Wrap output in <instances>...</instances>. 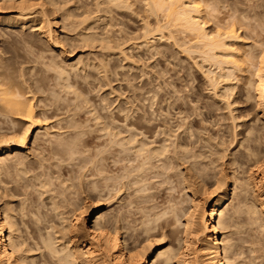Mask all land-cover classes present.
<instances>
[{"label":"bare ground","instance_id":"obj_1","mask_svg":"<svg viewBox=\"0 0 264 264\" xmlns=\"http://www.w3.org/2000/svg\"><path fill=\"white\" fill-rule=\"evenodd\" d=\"M137 4L138 6L141 4V7L139 6L141 10L138 7L140 11L136 14L137 19L140 17L143 23L142 34L139 32L141 35L135 32L137 29L128 31L130 26L127 22L131 20L126 22L129 27L124 22L132 19L126 16L127 13L135 15L138 10ZM261 7H264V0H3L0 11L18 10L19 12L0 14V37L3 39L1 40L3 45L0 46L2 53L0 54V264H264V174L257 178L253 176L255 168L264 173V132L261 134L262 132L257 129L258 122H262L264 127V10ZM98 13L105 15L102 18L106 24L104 23L105 26L101 30H97ZM121 13L127 17L125 20L122 18L124 21L121 19L124 22L123 24L121 22L122 27L118 25L120 19L117 21L118 17H124ZM59 23L62 24L63 32L59 31ZM98 23L100 24V21ZM117 25L118 29H116ZM123 25L128 29L126 30ZM15 29L22 31L29 29L38 33L40 36V39L37 37L38 41L44 43L43 46H47L48 43L49 49L53 51L50 50V53L47 52L49 49L47 51L45 49L44 53H39L45 67L41 77H33L35 70H30L33 72V74L30 72L32 77L26 76L24 67L21 69L22 65L19 66L21 69L19 72H22L15 76L17 68L13 70L12 64H10L12 68L7 65L9 56L4 57L3 54L11 52L12 47L8 38L13 33H18ZM21 33H19L20 41L30 45L29 37L25 36L27 34L21 35ZM62 43L71 49L73 46L85 50L88 48L91 50L90 54L94 49L102 50L104 57L101 56L103 58L98 65L93 63L91 58L86 60L80 55L69 57L67 51L61 48ZM157 43L160 44L156 46ZM129 44L134 46L130 48ZM125 45L133 52L125 51ZM171 47L173 49L178 47L180 49L178 51L186 54L195 68L202 73L204 77L202 80L205 79L202 82L205 84L204 88L201 87L206 89L208 95L212 96L211 100L213 99L212 102L209 101L211 102L209 109L217 112L225 104V109L222 108L224 111H221L225 112L227 108L228 114L221 112V116L219 113L220 122L225 115H228L226 120L230 121L226 123V120H223L225 125L223 122L222 125L216 123L217 114L215 115L212 110L210 114L207 109L210 116L205 115L210 117V120L211 115L217 117H213L217 120L208 126L207 122L211 123V121L203 117L205 115L202 113L207 104L202 105V109L199 105L200 108H195L190 103L188 106L185 101L184 104L189 108L192 107L189 110L194 115L190 120L191 115L188 118L190 113L187 110V119H185L186 115L181 116L185 120L182 118L183 122L181 124L179 122L175 132L171 130L173 128L166 129V120L163 121L164 124L160 122L163 125L158 122V126L160 125L161 128L164 126V129L155 127L156 123L152 125L151 113L147 115L145 106L143 112L149 118L138 114L135 118L130 117L126 115L125 109L120 112L125 111V116L121 115L122 118L117 120L119 116H112L114 113L109 109L111 117L109 113L108 116H103L101 110L99 111L101 107L102 112L107 110L106 105L110 99L105 100L104 95L99 104L96 102L98 105L101 103L102 106L97 108L98 110L93 107L94 112L91 110L94 102H90L91 99L87 96L90 94L85 90L82 93L78 92L70 82L71 75L76 76L74 78L77 80L76 83L79 79L82 82L86 81L89 79L90 74H86L89 71L85 73L87 78L84 79L82 76L83 80L80 74L84 73L80 71L85 72L87 68H93L95 71L97 69L96 73L103 71L101 74H104L106 79L104 83L108 81L107 86L114 90L111 82L116 81L117 68L119 70L122 66L119 64L116 65L117 68L112 66L120 59L117 57L115 61L112 52L119 50L118 53H121L120 56L123 55L121 57H124L125 64L126 61L135 59L139 63L144 60L142 56L145 59L149 58L148 55L152 59L156 57L155 55L164 56ZM112 49L117 50L111 51ZM104 50L107 53L105 55ZM134 50L138 51L137 55L134 54ZM54 51L58 53L54 54ZM166 56L168 55L164 57ZM154 62H157L153 65L156 67L159 63ZM123 67L122 71H124ZM158 69L160 67L156 72L159 71ZM161 69L159 72L162 71ZM163 72L161 78H164ZM126 75L128 76L127 83L124 80L126 85L136 77ZM143 75L146 78L145 74ZM194 75L189 76L195 78ZM127 76L122 75L124 78ZM196 79H189V83L193 84L194 81L195 84ZM102 83L100 82L99 85ZM161 83L158 84L159 87H162ZM131 84V87L129 85L128 87L132 91L135 88L134 91L137 92L139 88ZM171 85L172 90L177 89L175 85V89L173 84ZM120 89L117 92L121 91ZM83 93L87 95L84 96ZM126 93L124 91V94ZM175 93L174 95H180ZM182 99L181 96L180 100ZM215 99L224 104L222 106V103L218 104L220 107L215 104L213 106ZM198 102L200 101L196 103ZM246 102L254 103L258 116L249 122H244L248 109L247 112L245 111L246 115L241 108L242 114H236L237 107H240L237 104L248 105ZM90 104L91 107L87 106ZM161 106L162 104L158 108ZM148 107L151 108L149 105ZM163 108H160V112ZM83 109L88 111H85L87 112L85 115L90 114L89 117H92L88 119L89 121L85 120L87 126L84 125L85 121L80 122V113ZM168 111L163 112L166 114L169 113ZM199 112L203 114L202 117ZM204 112L207 113L206 110ZM92 120L93 125L96 123L97 127L94 131L107 138L104 147L100 146L101 149L96 150V153L92 154L93 157L88 154L90 150H87V140L84 138L87 135L85 127H88ZM217 124L229 128H226L227 131H232L228 132L232 133L229 134L233 137V140L229 137L232 140L229 141L230 146L236 142L233 152L229 151V142H226L229 138L225 136L227 143L225 145L224 136H220L224 134L221 126H218V133L212 134L215 131H210L214 130V126L217 128ZM205 125L207 129L210 127L208 131ZM241 127L242 130L238 131ZM202 130L207 133L210 131L211 134L205 135ZM218 136L224 140L218 141ZM238 136L241 137L236 141ZM84 152L90 158L81 157L83 154L86 156ZM104 152H107L110 163L115 168L111 170V167L106 168L104 164L106 159L102 156ZM220 160L223 162L221 165ZM92 164L95 166L94 172H98L95 173L96 175L92 174L91 170L94 169ZM86 165H92L89 170L93 177L85 174L88 167ZM241 169L245 170V174L248 173L247 178L240 176L243 171ZM97 174L100 176L104 174L105 177H100L102 180L98 181L100 178ZM94 175L97 180L91 179L95 177ZM154 178L156 180L163 178L162 182L161 179L159 181L164 182L163 184L166 181L169 183L168 186L172 183L170 187L173 189L170 190L173 191L167 190L168 194H171L167 195L169 198L174 195L172 192L182 188L185 194L183 196L186 198L183 197L179 201L181 195L177 201L174 195L170 199L165 197L167 202L161 198L165 205L163 206L157 201L158 194L156 197L151 192L154 191L151 188L159 182L152 181L155 180ZM150 180L154 182L151 188L146 187L151 183ZM174 184L177 186L181 184L183 187L179 186L178 189L176 185L173 186ZM148 188L151 189L150 192ZM84 193L89 195L91 202L86 198L87 195L82 200L81 195L83 196ZM199 195L202 197L199 198ZM121 201H123L122 206L118 204ZM105 202L110 205L115 202L111 208L115 207L116 210L120 208V210L103 212ZM178 230L182 232L178 236H182L181 238L174 235L175 232V234L180 233ZM166 238L168 241L175 240L176 244L171 242L170 245L159 247L160 242L166 241Z\"/></svg>","mask_w":264,"mask_h":264},{"label":"rangeland","instance_id":"obj_2","mask_svg":"<svg viewBox=\"0 0 264 264\" xmlns=\"http://www.w3.org/2000/svg\"><path fill=\"white\" fill-rule=\"evenodd\" d=\"M3 4V0H0V5H2ZM141 4H139V6H140ZM137 7H136V9L139 7L138 6V4L136 5ZM134 7V6H133ZM141 7V6H140ZM139 7V8H140ZM135 8V7H134ZM139 8H138V10H136V9H134V11L136 12L135 13V15L138 13V11H140L141 10V8H140V10H139ZM261 8H263V10H264V7H261ZM5 9V8H4ZM262 10V9H261ZM8 12H15V13H18L19 11L18 10H8ZM6 10L4 11V10H2V11H0V14H2V15H6L7 13H8ZM131 15V14H134V13H127L126 14V16L127 17H129V18H132V19H127V17L125 16V14H123V13H121V15H124V17L123 16H121V15H119V16H121V17H116L117 18V21H118V19H120L119 21V23H118V25L120 24V26L122 27V24L125 22H127V21H129V20H131L130 22H132V21H134V22H132V23H130V22H127V23H129V26H130V29L128 30L129 32L133 29V30H136L137 29V31H135V32H137V34L139 33V32H141V34H142V26H143V23L141 22V20H140V17H139V19H137L138 18V15H131V17L129 16V15ZM104 14H102V13H98L97 14V16L96 15H94V16H96V17H98L96 20H98V21H96L97 23V25H98V29H97V25L95 26L96 27V29L97 30H101V29H103V27L105 26V24H106V22L104 21V19L102 18V16H103ZM100 16V17H99ZM105 16V15H104ZM103 16V17H104ZM132 16H134V17H136V18H134V17H132ZM101 18V19H100ZM125 20V18L127 19V20H123V19ZM121 19L124 21H121ZM100 21V24L98 23ZM101 22H103V23H101ZM121 22H122V24H121ZM105 23V24H104ZM126 23V25L128 26V24ZM118 25L116 26L117 28L116 29H118ZM100 26V27H99ZM119 26V27H120ZM124 27H125V29L127 28L125 25H123ZM128 26V27H129ZM59 31H62L63 32V28H62V24L61 23H59ZM120 27V28H121ZM123 27V28H124ZM100 28V29H99ZM139 28V29H138ZM116 29H115V27H114V30L116 31ZM128 29V28H127ZM126 29V30H127ZM139 30V31H138ZM15 31L17 32L18 31V33H13L12 34V36L11 37H9L8 38V41H9V43L11 44V47H12V49H11V52L9 51V53H6V54H8V55H6V54H3L4 55V57L6 56L7 58H8V56H9V61H8V63H7V65H9V67H11V65L10 64H12V69L14 70L15 68H17V69H15V71L16 70H18L17 71V73H15L14 75L15 76H17L18 75V73H19V75H20V72H22V71H20L19 72V70H21L23 67V69H25V70H23L25 73H27V75L26 76H29V77H32V75H30V72L31 71H34L35 73V75L33 74V72H31V74H33V77L35 78V76L37 77V76H39V77H41L42 76V74H43V71L45 72V67H44V64H43V61H41L42 59H41V57H39V55H41L42 53H44V51L43 50H45L46 49V51L49 49V45H48V43H46L47 44V46H43L42 44H44V43H40L38 40L40 39V36L38 35V33H35V32H32V30H29V29H26L25 31H22V30H20V29H15ZM22 33H21V32ZM64 31H66L65 29H64ZM132 32V31H131ZM134 32V33H135ZM19 33H21V35H25V34H27V35H25V36H27V38H28V40H30V45H25V41H20V37H19ZM35 33V34H34ZM17 34V35H16ZM61 34H63V33H61ZM140 33H139V35H141ZM30 35V36H29ZM32 35V36H31ZM7 36V35H6ZM134 36V35H133ZM138 36V35H137ZM8 37V36H7ZM35 37V39H33ZM39 39H38V38ZM32 38V39H31ZM1 40H3L2 39V37H0V46H2L3 44V42H1ZM12 40V41H11ZM32 40H35L34 42H31ZM37 41V42H36ZM36 42V43H35ZM12 44H13V46H12ZM34 44V45H33ZM160 44V43H159ZM158 43L157 44H155L156 46L157 45H159ZM127 45V44H126ZM125 45V46H126ZM25 46H26V48H25ZM34 46V47H33ZM60 46H62L61 48H64V50L65 51H67V56H69V57H79V55L80 56H83L86 60H88L89 58H91L90 60H92L93 61V63L95 62V64H99V62H100V60L104 57L103 56V54L101 53V51L100 50H96V49H94V50H92V53L90 54V52H91V50H89L88 48H86V50L85 49H82V48H80V47H75V46H73L72 47V49L68 46V45H63V43L60 45ZM129 46H130V48H132L133 46L131 45V44H129ZM129 46L127 47H123L124 49H125V51H128V52H133L130 48H129ZM132 46V47H131ZM167 46H168V44H167ZM166 46V47H167ZM170 47V46H169ZM173 47V46H172ZM170 48L171 50L169 51L168 49H167V51H166V53L164 54V56L165 55H168V56H166V58H167V60H166V58L164 57V56H158V55H155L156 57L154 58V59H152V57H150V55H148V57L149 58H147V59H145V57L144 56H142L143 58L142 59H144V60H146V61H144V60H142V61H138L139 63H137V60L135 59L134 61H136V62H134V61H132V60H129V61H126V64H125V61H123V59H124V57H121V56H123V55H121L120 56V54L121 53H118L119 52V50L118 51H116L117 49H112L111 51H116L115 53L114 52H112L113 53V58L115 59V61H116V59H117V57L118 58H120L119 60H117V64H115V63H113V62H115V61H113L112 63L114 64V65H112V63H111V65L112 66H116V65H121L122 67L123 66H125V67H123V70L124 71H122V67H119V70H118V66H116L115 68H117V72H118V76L116 75H114L115 76V80L117 81H114V82H111L112 84H113V87H112V89L114 88V90H111V88L110 87H108L107 86V82H105L104 83V80L106 81V79H104L105 77H104V74H101V71L102 70H100L99 72H97L96 73V71H97V69H96V71H95V69H93V68H91V69H89V68H87L86 69V71L85 72H81L80 71V73H84V74H80L79 72V74L81 75V77H80V75H79V77L81 78V80H83V77H84V79L85 78H87L86 77V75H85V73L87 72V70L89 71L88 73H86V74H90L89 75V79H86V81H80V79L78 80V82L76 83V81L77 80H75L74 78L76 77V76H70V82L72 83V85L76 88V90L78 91V92H80L81 91V93L82 92H84V90H85V92L87 93V94H90V95H87L86 93H83L84 94V96H88L89 98H88V101L90 100V102L91 101H93L94 102V106H92V108H91V110L92 111H94V109L96 108H100L101 106H102V104L100 103V105H98L99 104V102L100 101H102L103 99H101V98H103V96H104V98H105V100H107V99H110V100H108V105H106V106H108V107H106V109L107 110H103V111H105V112H102V107H101V109H99V111H100V113L101 114H103V116L105 115H109V117H111V113H110V111L111 112H113L114 113V115H112V116H119L118 118H116L117 120L120 118H122L121 117V115L124 117L125 116V111H126V115H128V116H132V117H134L135 118V116H138V115H140V116H142V115H144V116H146L147 118H149V116H147V115H149V113H151L150 114V117L152 118V120L154 119L155 120V122H154V120H153V122H152V120H151V123H152V125H155V123H156V126L155 127H159L160 129H162L164 126H162L165 122H167V123H165V126H167L166 127V129H169L170 130V128H173V129H171L172 131H177V129H178V125H179V122H180V124L183 122V120H185V119H187V114L186 113H188L187 112V110H189L190 108H192V107H188V106H190V105H192L193 104V107H195V108H197V107H201L202 109H203V106L204 105H206L205 106V108H204V110H206L207 111V113L206 112H204V110H202V109H199V110H202L201 112L205 115V114H207L208 116H210L209 115V113L210 114H212L211 112L213 111L212 109V111L209 109V108H211L210 107V105H211V102L213 101V99L211 100V95L209 96L208 95V91L206 92L203 88H204V84H203V82H204V80H202L204 77H203V75H202V73L199 71V70H197L196 68H195V66H194V63L191 61V60H189L188 59V56L186 55V54H182L183 52L181 51V52H179L180 51V49H178V47H177V49H176V47L173 49V48ZM32 48V49H31ZM36 48V49H35ZM41 48V49H40ZM43 48V49H42ZM78 48V49H77ZM131 50H129V49ZM27 49V50H26ZM50 50L51 49H49L47 52H50ZM70 50V51H69ZM74 50H76V51H74ZM176 50V51H175ZM179 50V51H178ZM40 51V52H39ZM42 51V52H41ZM52 51V50H51ZM71 51H72V53H71ZM99 51V52H98ZM105 51V50H104ZM135 51V53L134 54H136L137 55V53H138V51L137 50H134ZM137 51V52H136ZM179 53H178V52ZM46 52V53H47ZM53 52V51H52ZM55 52V51H54ZM74 52V53H73ZM95 52V53H94ZM108 52V51H107ZM13 54V56H12V54ZM38 53V54H37ZM39 53H41V54H39ZM45 53V54H46ZM51 53V52H50ZM56 53H58V52H55L54 54H56ZM101 53V55H99ZM109 53V52H108ZM111 53V52H110ZM140 54L142 53V52H139ZM168 53V54H167ZM0 54H2L1 52H0ZM9 54H11V55H9ZM47 54H49V53H47ZM46 54V55H47ZM82 54V55H81ZM105 54H107L106 53V51L104 52V55ZM118 54V56H116ZM178 54V55H177ZM111 56H112V54H110ZM115 55V56H114ZM18 56V57H17ZM53 56V55H52ZM97 56V57H96ZM101 56H103V57H101ZM187 56V57H186ZM10 57H12V58H10ZM15 57L17 58V59H15ZM93 57V58H92ZM98 58H100V59H98ZM109 58V57H108ZM122 58V59H121ZM161 58H163V59H161ZM178 60H177V59ZM41 59V60H40ZM111 59H112V57H111ZM151 59V60H150ZM189 61H188V60ZM120 60H122V61H120ZM161 60V61H160ZM169 60V61H168ZM22 61V62H21ZM41 61V62H40ZM98 63H97V62ZM144 61V62H143ZM154 61H158V63L160 64V69L162 70L161 72H163L162 74H163V76L162 77H164V78H161V72H159L160 71V69H158L159 71L158 72H156V69L157 68H159L158 67V65L154 68L153 67V65H155V64H157V62L155 63ZM168 61V62H167ZM183 61V62H182ZM120 62V63H119ZM123 62V63H122ZM154 62V63H153ZM170 62V63H169ZM182 62V63H181ZM16 63H18V64H16ZM22 63V64H21ZM133 63H134V65H133ZM135 63H137V64H135ZM141 63V64H140ZM146 66H144L143 64ZM149 63V64H148ZM190 63V64H189ZM192 63V64H191ZM14 64V65H13ZM23 64H24V66H23ZM139 64V65H138ZM21 65H22V67H21ZM128 65V66H127ZM130 65V66H129ZM18 66V67H17ZM21 67V69H20V67ZM127 66V67H126ZM134 66V67H133ZM139 66V67H138ZM148 66H150V67H148ZM193 66V67H192ZM26 67V68H25ZM131 67V68H130ZM148 67V68H147ZM153 67V69L151 70V68ZM120 68H121V70H120ZM126 70H125V69ZM128 68V69H127ZM141 68V69H140ZM145 68V69H144ZM164 68V69H163ZM165 68H166V70H165ZM194 68V69H193ZM138 69V70H137ZM143 69V70H142ZM149 69V70H148ZM154 69H155V71H154ZM26 70H28L27 72H26ZM31 70V71H30ZM93 70V71H92ZM129 70H133V71H129ZM151 70V71H150ZM192 70H195L194 72H192ZM116 71V70H115ZM120 71H122L123 73L125 72V71H127L128 73H124L125 75L126 74H128L130 77H132L133 78V76L137 79V81L135 80V78H134V80L136 81L135 83L133 82V81H130V80H132L131 78H129L130 80H128V81H130V84L132 83L134 86L136 85L137 86V88H139L138 90H136L137 92H135L134 90H135V88L133 89V91H132V89L131 88H129V87H131L130 86V84L128 83L127 85H126V83H127V80L126 79H128V76H127V78H124V77H126L122 72L120 73ZM167 71V72H166ZM103 72V71H102ZM144 72H146V73H144ZM182 72V73H181ZM193 73V74H191V73ZM13 73H14V71H13ZM24 73V74H25ZM29 73V74H28ZM99 73V74H98ZM131 73V74H130ZM149 73V74H148ZM156 73H160V74H156ZM93 74V75H92ZM120 74H122L124 77H122V75H120ZM143 74H145V77L146 78H144V75ZM156 76H154V75ZM165 74V75H164ZM196 76H195V75ZM85 75V76H84ZM133 75V76H132ZM143 75V76H142ZM150 77H149V76ZM158 75V76H157ZM168 75V76H167ZM187 75V76H186ZM189 75H194L195 76V78H197L196 79V83L194 84V81H193V84H191L192 82H190L189 83V81L190 80H195V78L193 77H190ZM25 76V77H26ZM83 76V77H82ZM90 76H92V77H90ZM103 76V77H102ZM111 76H113V75H111ZM121 76V78H119ZM140 76H142V77H140ZM154 76V77H153ZM189 76V77H188ZM73 77V78H72ZM93 77H94V79H93ZM98 77V78H97ZM117 77V78H116ZM153 77V78H152ZM91 78L93 79V80H91ZM122 78H124L123 80H122ZM139 78V79H138ZM141 78H143V79H141ZM151 80H150V79ZM156 78H158V79H156ZM160 78V79H159ZM184 78V79H183ZM74 79V80H73ZM77 79V78H76ZM113 79H114V77H113ZM113 79L111 78V81H113ZM117 79H119L120 80V82H118L119 80H117ZM145 79H146V81H145ZM190 79V80H189ZM72 80V81H71ZM121 80L123 81V82H121ZM124 80L126 81V83L124 82ZM139 80V81H138ZM141 80H143V81H141ZM156 80L158 81V82H156ZM163 80V81H162ZM167 81L168 83H166L165 81ZM188 80V81H187ZM75 81V82H74ZM80 81V82H79ZM96 81V82H95ZM102 81H103V83H102ZM145 81V82H144ZM161 81H162V83H161ZM170 81H171V83H170ZM203 81V82H202ZM85 82H87L88 84H86ZM90 82V83H89ZM102 83V85L100 84L99 85V83ZM142 82H144V83H142ZM161 83V86L163 87H159L158 86V84H160ZM76 83V84H75ZM93 83V84H92ZM170 83V84H169ZM77 84H79V85H77ZM83 84H84V86H83ZM86 84V85H85ZM103 84H105V85H103ZM131 84V85H132ZM139 84L140 85H142L143 87H145L146 85H148V86H146L145 88H143L142 86H139ZM166 84H169V86L168 85H166ZM171 84H173V89H175V88H177V89H175V90H172V85ZM191 84V85H190ZM201 84H203V85H201ZM81 85V86H80ZM88 85V86H87ZM90 85V86H89ZM120 87H119V86ZM122 85V86H121ZM125 87H124V86ZM128 85H129V87H128ZM176 87H175V86ZM187 85V86H186ZM192 85H194V86H192ZM78 86H79V88H78ZM100 86H102V87H100ZM105 86V87H104ZM112 86V85H111ZM135 86V87H136ZM171 86V87H170ZM200 86V87H199ZM201 86H203V88L201 87ZM82 89H81V88ZM88 87V88H87ZM89 87H90V89H93L92 91L89 89ZM93 87V88H92ZM94 87H95V89H94ZM104 87V88H103ZM168 87H170V89L168 88ZM175 87V88H174ZM191 87V88H190ZM192 87H194V88H192ZM78 88V89H77ZM97 88V89H96ZM100 88V89H99ZM121 88V89H120ZM133 88V87H132ZM147 88H148V91H147ZM162 90H161V89ZM167 88V89H166ZM188 88V89H187ZM206 88V87H205ZM118 89H120L121 91H123V92H121V91H119V92H117V90ZM128 89V90H127ZM144 89V90H143ZM146 89V90H145ZM159 89H160V91H159ZM179 89V90H178ZM193 89V90H192ZM83 90V91H82ZM89 90L91 91V93L89 92ZM95 90V91H94ZM131 90V91H130ZM165 90V91H164ZM167 90V91H166ZM178 90V91H177ZM181 90V91H180ZM183 90H184V92H183ZM124 91H125V93L126 94H124ZM140 91H142L143 93V95H144V97H143V95L141 94V92ZM150 93L149 95H148V93ZM163 91H164V93H163ZM172 91H174V93L176 92V93H179V92H183V93H179L181 96H182V100H180L181 99V96L180 95H178V94H176V95H174V93L172 92ZM92 92H93V94H92ZM95 92V93H94ZM100 92V93H99ZM129 92H132V93H129ZM134 92H135V94H134ZM138 92H139V94H138ZM173 94H172V93ZM99 93V94H98ZM119 93H121V94H119ZM123 93V94H122ZM145 93V94H144ZM147 93V94H146ZM161 93V94H160ZM165 93H166V95H165ZM82 94V95H83ZM108 94V95H107ZM111 94V95H110ZM130 94V95H129ZM155 94H157V96L155 95ZM172 94V95H171ZM198 94V95H197ZM142 95V97H140V96ZM161 95V96H160ZM164 95V96H163ZM170 95V96H169ZM188 95H190V96H188ZM108 96V97H107ZM135 96V97H134ZM137 96V97H136ZM149 96V97H148ZM156 96V97H155ZM166 96V97H165ZM169 96V97H168ZM171 96H173L172 98H171ZM178 96H179V100H178ZM197 96V97H196ZM119 97V98H118ZM140 97V98H139ZM151 97V98H150ZM162 99H160V98ZM164 97V98H163ZM186 99H185V98ZM190 97V98H189ZM192 97H194V98H192ZM85 98H87V97H85ZM98 98H100V99H98ZM127 98H129V100L127 99ZM135 98H137L136 100L137 101H135ZM149 98H150V100H149ZM159 100H158V99ZM169 99V100H167V99ZM196 98H198V99H200V100H198V99H196ZM94 99V100H93ZM122 99H124V100H122ZM133 99H134V101H133ZM171 99V100H170ZM172 99H173V101H172ZM174 99H175V101H174ZM117 100V101H116ZM133 101V102H135V103H133V102H130V101ZM139 100V101H138ZM145 100H147V101H145ZM165 102H164V101ZM167 100V101H166ZM177 100V101H176ZM192 100H194V101H192ZM113 102V103H111V102ZM122 103H121V102ZM124 101V102H123ZM126 101H128V102H126ZM182 101V102H181ZM183 101H185V103H187V105H188V103H190V105H186V104H184V102ZM190 101V102H189ZM192 101V102H191ZM197 101H200V102H198V103H196ZM209 101H211V102H209ZM252 101V100H251ZM89 102V103H90ZM98 104H97V103ZM137 102H138V104H137ZM146 102H147V106H146ZM152 103V104H150V103ZM154 102V103H153ZM158 102V103H157ZM163 102V103H162ZM177 102H180V103H177ZM220 102V101H219ZM219 102H217L216 101V99L214 100V103H212V105L213 106H217L218 104L220 105L221 103H219ZM250 102V101H249ZM249 102H246L248 105H245V103H242V105L239 103V104H237V106L238 105H240V107L238 108L237 106V113L236 114H242L240 111H242L241 109H244L243 110V114L244 115H246L247 113V109H248V114L245 116L246 118H245V120H244V122H249V121H251V119L252 120H254V119H256V118H258V116H257V110H256V108H255V106H254V103H252L251 102V104L249 103ZM96 103V104H95ZM110 103H111V105L112 104H114V105H110ZM124 103V104H123ZM126 103V104H125ZM165 103V104H164ZM168 103V104H167ZM176 103V104H175ZM183 103V104H182ZM194 103H195V105H194ZM205 103V104H204ZM93 104V103H92ZM92 104H90V105H87V106H90L91 107V105ZM119 104V105H118ZM128 104V105H127ZM130 104V105H129ZM134 104V105H133ZM142 104H144L143 106H142ZM162 104V108H163V106L164 107H166V108H163L162 109V111L160 112V108L161 107H159L158 108V106H160V105ZM181 104V105H180ZM208 104H209V106H208ZM215 104V105H214ZM224 103H222L221 104V106L223 105ZM244 104V105H243ZM95 105H96V107H95ZM120 105H122L121 107H120ZM124 105H126V106H124ZM140 105H141V107H143L142 108V110H141V107H140ZM148 105L149 106H151V108L150 107H148ZM154 105H155V107H154ZM177 105H180V106H177ZM185 105V106H184ZM199 105V106H198ZM203 105V106H202ZM218 105V106H219ZM99 106V107H98ZM124 106V107H123ZM140 109V110H138V108ZM146 108H145V107ZM186 106L188 107V108H186ZM212 106V107H213ZM250 106V107H249ZM89 107V108H90ZM93 107H94V109H93ZM112 107V108H111ZM129 109V111H128V109ZM131 107H132V109H131ZM135 107V108H134ZM152 107H153V109H152ZM185 107V108H184ZM199 107V108H200ZM220 107V106H219ZM218 107V108H219ZM225 104H224V106H222V108H224L225 109ZM242 107H244V108H242ZM86 108H88V107H86ZM88 108V109H89ZM120 108H121V110H120ZM145 108V109H144ZM149 108V109H148ZM217 108V107H216ZM220 109V111H213V113L216 115V116H218V118L216 117V116H213V115H211V120L208 118V116H203V117H207L208 119H209V121H211V123L210 122H207L208 123V126H210V124H212L213 123V121L215 122L217 119L219 120V122H218V120L216 121V123H219V124H221L222 125V122H223V120H226V118H228V117H226V116H228V115H223L224 117H223V119H222V122H220L221 121V118H219L220 117V114L219 113H226V114H228V111H227V108H226V110H225V112H223L224 111V109ZM241 108V109H240ZM246 108V109H245ZM97 109V110H98ZM110 111H109V110ZM126 109V110H125ZM130 109H131V111H130ZM145 110V112H147V115H146V113H144L143 111ZM147 109V110H146ZM155 109V110H154ZM165 109V110H164ZM181 109V110H180ZM207 109H209V113H208V110ZM240 109V110H239ZM96 110V111H97ZM113 110V111H112ZM115 110V111H114ZM119 111V113H118V111ZM122 110H125L124 111V113H120V112H122ZM135 110V111H134ZM142 111V112H138V111ZM151 110V111H150ZM167 110H169L168 112L172 115V117H171V115H169V113H164V112H167ZM193 110V109H192ZM191 110V111H192ZM214 110H216V109H214ZM217 110H219V109H217ZM221 110H223V111H221ZM85 111H87L86 109H83V111L80 113V122H84L85 120H87V121H89L90 120V118L92 119V117L90 116L89 117V115L88 114H86L85 115V113H87V112H85ZM98 111V112H99ZM108 111V112H107ZM153 111V112H152ZM164 111V112H163ZM183 113H182V112ZM184 111H185V113H184ZM194 111V110H193ZM246 111V112H245ZM95 112V111H94ZM116 112V113H115ZM128 112V113H127ZM129 112H130V114H129ZM195 112H198V111H195ZM245 112V113H244ZM104 113H106V114H104ZM109 113V114H108ZM133 113V114H132ZM134 113H135V115H134ZM142 113V114H141ZM158 113L160 114L159 116H158ZM163 113V114H162ZM189 113H190V110H189ZM222 113H221V116H222ZM138 114V115H137ZM169 115L168 117L167 116H164V115ZM203 114H200V112H199V115H201V117H202V115ZM87 115H88V117H87ZM163 115V116H162ZM185 115H186V117H185ZM190 115H191V118H189L190 117ZM193 115L194 114H192V112L189 114V116H188V118L190 119V120H192V117H193ZM197 115V114H196ZM195 115V116H196ZM157 116V117H156ZM160 116H162V118L161 119H159V117ZM181 116H183V117H185V119L183 118V117H181ZM194 116V117H195ZM255 116V117H254ZM87 117V118H86ZM164 117H165V119H164ZM197 117V116H196ZM200 116H199V119L201 118ZM216 117L217 119H214V118ZM248 117V118H247ZM114 118V119H115ZM150 118V119H151ZM167 118V119H166ZM169 118H171V119H169ZM175 118V119H174ZM182 118H183V120H182ZM198 118V117H197ZM244 118V117H243ZM89 119V120H88ZM193 119H195V118H193ZM214 119V120H213ZM248 119V120H247ZM166 120V121H165ZM167 120H169V121H167ZM171 120V121H170ZM182 120V121H181ZM242 120V119H241ZM240 120V121H241ZM163 121H165L164 123H163ZM189 121V120H188ZM227 121H230V120H226V123H227ZM95 122V121H94ZM118 122V121H117ZM158 122L160 123V122H162V123H160V124H162L161 126H162V128L160 127V125L158 126ZM169 122V123H168ZM171 122V123H170ZM173 122V123H172ZM177 122H178V124H177ZM121 123V122H120ZM154 123V124H153ZM175 123V124H174ZM224 123V122H223ZM86 124V121H85V123H84V125ZM96 123H94V125H93V120L92 121H90V123L88 124V127H85V129H86V133H87V135H85V139L88 141H86L84 138V142L86 141V143H87V145H86V147H87V150H90L89 152H88V154H90V156H92L93 157V155L96 153V150L98 151V149H101V147L100 146H103L104 147V143H105V140L107 139V138H103L102 136H101V134L99 135V133L98 132H96V131H94V130H97L96 128V125H95ZM219 124H217L216 126H217V128H215V126L213 127V125H211V127H213L214 128V130H210V131H215V132H212V134L213 133H218V129H219V127L218 126H221V125H219ZM228 124H231V123H228ZM83 124H82V126H84ZM90 125H92V126H90ZM174 125V126H173ZM214 125H215V123H214ZM224 125H225V123H224ZM85 126H87V125H85ZM90 126V127H89ZM168 126H170V127H168ZM207 125H205V128L207 129V127H206ZM96 127V128H95ZM177 127V128H176ZM223 129H222V131L224 132V134L222 133V135L220 134V136L222 137V136H224V138H225V136H226V138L228 139L229 137H232V135L230 136V134H232V133H230V132H228V131H231V130H226V128L227 127H225V126H221ZM221 127H220V129H221ZM225 127V128H224ZM229 127V126H228ZM91 128H92V130H91ZM83 129V128H82ZM85 129H84V131H85ZM88 129H90V130H88ZM164 129V128H163ZM210 129V127H208V129H207V131ZM212 129V128H211ZM227 129H229V128H227ZM231 129V128H230ZM242 130V127L241 128H239L238 129V131L239 130ZM257 129H258V131L261 133V134H263V132H264V127H263V124H262V122H258V125H257ZM217 130V131H216ZM225 130L228 132H225ZM240 130V131H241ZM88 131V132H87ZM89 131H90V133H89ZM203 131V130H202ZM202 131H201V133H202ZM207 131H203V133H205V135H207V134H211V132L209 131L208 133H207ZM92 132H94L93 134H91ZM95 132H96V134H95ZM220 132V131H219ZM232 132V131H231ZM98 133V134H97ZM202 133V134H203ZM207 133V134H206ZM225 133H226V135H225ZM230 133V134H229ZM92 136H91V135ZM260 134V135H261ZM99 135V136H98ZM228 135V136H227ZM259 135V136H260ZM101 136V137H100ZM216 136V135H215ZM220 136H218L219 137V139H218V141L221 139V141H223L224 140V138H223V140H222V138H220ZM162 138L164 137V136H161ZM240 137L241 136H238L237 137V140L236 141H238L239 139H240ZM262 137V136H261ZM88 138V139H87ZM99 139V140H95V139ZM102 138V139H101ZM161 138V139H162ZM217 138V137H216ZM226 138H225V140L223 141L224 142V144L226 143V142H229L231 139L229 138V140L228 141H226ZM263 138V137H262ZM261 139V138H260ZM102 140V141H101ZM232 140H233V137H232ZM231 140V141H232ZM96 141H98V142H96ZM226 141V142H225ZM230 141V142H231ZM261 141H262V139H261ZM264 141V140H263ZM262 141V142H263ZM94 142V143H93ZM101 142V143H100ZM230 142H229V148H230V150L229 151H234L235 150V147H236V142L234 143V145H231L230 146ZM93 144H95V145H93ZM100 144H102V145H100ZM227 144V143H226ZM225 144V145H226ZM224 145V146H225ZM263 145H264V143H263ZM93 146V147H92ZM223 146V148H225ZM86 147L84 148L85 150H86ZM90 147V148H89ZM98 147V148H97ZM100 147V148H99ZM102 147V148H103ZM264 147V146H263ZM227 149V148H226ZM84 150V151H85ZM94 151V152H93ZM228 151V152H229ZM85 152H87V151H85ZM84 152V153H85ZM90 152H92V153H90ZM30 153L32 154V152L30 151ZM86 154V153H85ZM93 154V155H92ZM33 155V158L35 159V157H34V154H32ZM31 155V156H32ZM89 157L90 158V156H87V154H86V156L83 154L81 157ZM103 157H105V162H104V164H105V166H106V168L107 169H109L110 167V170L112 169V168H115V167H112L113 165H111L112 163H110V160H109V158H108V154H107V152H104L103 153V155H102ZM91 157V158H92ZM30 159H32L31 157H29ZM34 159H32V160H34ZM87 160H88V158H87ZM90 161V160H89ZM92 161V160H91ZM90 161V162H91ZM221 161V160H220ZM219 161V164L221 165L223 162L221 161L220 162ZM224 161V160H223ZM86 164V163H85ZM87 164H90V163H87ZM218 164V163H217ZM92 165H93V167H92ZM92 165H86V166H88L87 167V169H86V172H85V174L86 175H89L90 174V172L92 171V174H95L96 172H94L95 171V166H94V164H92ZM89 167H90V169H91V167L92 168H94V169H92L91 171L89 170ZM224 167H226V165H224ZM227 168V167H226ZM247 169V168H246ZM114 170V169H113ZM241 170H243L242 172H241V174H240V176L241 177H248L247 176V174H245L244 173V169H241ZM253 170V169H252ZM89 171V173L87 174V172ZM109 171V170H108ZM254 171V174H253V176H255L256 178L257 177H262L263 176V174L264 173H262L261 172V170H257L256 168L253 170ZM253 171H251V172H253ZM94 172V173H93ZM247 172V171H246ZM249 172V171H248ZM98 173V172H97ZM32 174V173H31ZM30 173H29V175H31ZM92 174H90L89 176H91ZM104 174H106V173H104ZM104 174H102V175H104ZM96 175V174H95ZM94 175V176H95ZM100 176L99 174H97V177L98 178H104L105 177V175L104 176ZM245 175V176H244ZM262 175V176H261ZM91 177H93V176H91ZM97 177L95 176L94 178H91V179H94L95 180V178H96V180H97ZM90 178V177H89ZM98 179V181H100V180H102V179ZM155 179V178H154ZM159 179H161V178H159ZM159 179L157 178V180L155 179V180H153L152 179V181H154V182H158L159 181ZM163 179V178H162ZM161 179V182L163 181ZM176 179V178H175ZM175 179H174V181H175ZM89 180V179H88ZM173 180V179H172ZM89 181H92V180H89ZM165 181V180H164ZM177 181V180H176ZM150 182H151V180H150ZM154 182H151V183H149V184H151V185H149V184H147L146 185V187H152L153 185H154ZM160 182V181H159ZM158 182V184L157 183H155L156 185H154L155 187H156V190H155V187L153 186V188H151L152 190L154 189V191H151L152 192V195H155L156 197H157V194H158V199H157V201L158 202H161L162 203V205L164 204L163 203V200L164 201H166L165 199V197H168L169 198V196H167V195H171V194H168V191H173V190H170V188H172V187H170V186H172L171 184L172 183H170V186H168V184L169 183H167L166 181H165V184H163V183H159ZM167 183V184H166ZM176 183V182H175ZM164 185L165 187L163 188V186L162 185ZM177 184V183H176ZM176 184H174L173 186H175ZM160 186V188L158 187V186ZM167 185V186H166ZM178 185V184H177ZM176 185V187L179 189V186H182L183 187V185H179V186H177ZM162 186V187H161ZM150 188H148V191H149V189ZM159 190H158V189ZM175 188V187H174ZM232 188V187H231ZM150 189V190H151ZM162 189V190H161ZM169 189V190H168ZM173 189V188H172ZM168 190V191H167ZM175 190V189H174ZM177 190V189H176ZM181 190H182V192H181ZM147 191V192H148ZM167 191V192H166ZM179 191V192H178ZM178 191H176V192H172L177 198H176V200L178 201V199H179V197L182 195V197H180V199H179V201L180 200H182L181 198H183V197H185V196H183V195H185L184 194V190H183V188L182 189H180V190H178ZM150 192V191H149ZM153 192H157V193H153ZM160 192V193H159ZM170 193V192H169ZM85 195H87V193H84L83 194V196L81 195V198H82V200H84V197H86ZM174 195H172L173 197H174ZM172 196H170V198L172 197ZM200 197L199 198H201L202 196L201 195H199ZM172 197V198H173ZM86 198H89V195H87V197ZM163 200H162V199ZM165 198V199H164ZM167 198V199H168ZM169 198V199H170ZM186 198V197H185ZM90 199V198H89ZM168 199V200H169ZM88 200V199H87ZM92 201V199H90V202ZM122 202V203H121ZM120 203H118L119 205H123V201H121ZM157 202V203H158ZM167 202V201H166ZM160 203V204H161ZM105 205L103 206V212H106V213H110V212H112V210L115 212V207L112 209L111 207H113L114 205L113 204H115V202L114 203H112V205H110V204H107V202H105L104 203ZM117 204V203H116ZM117 204V205H118ZM159 204V205H160ZM118 205V206H119ZM167 205V204H166ZM184 206H186L187 204H183ZM118 206H116V207H118ZM121 206H119V207H121ZM163 206H165V205H163ZM162 206V207H163ZM122 208V207H121ZM110 211H109V210ZM120 210V208H117V210ZM116 210V211H117ZM157 211V210H156ZM159 212H160V210H158ZM157 211V212H158ZM162 211V210H161ZM179 232H180V230H178ZM178 231H177V233H178ZM176 233V232H175ZM174 233V235H177L176 237L177 238H181V237H178V236H180V234H182V232H180V233H178V234H175ZM173 235V236H174ZM175 236L173 237L175 240H177V238H176ZM170 238V237H169ZM172 238V237H171ZM159 240H161V239H159ZM173 239H170L169 241H168V238H166V241L164 240V241H162V242H160L161 244H159V247H164L165 245H170L169 243H171V242H174V244H176V242H175V240L174 241H172ZM164 242V243H163ZM167 242V243H166ZM144 244V243H143ZM142 244V245H143ZM153 260V259H152ZM150 261V263H152L153 261Z\"/></svg>","mask_w":264,"mask_h":264}]
</instances>
